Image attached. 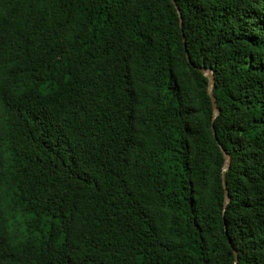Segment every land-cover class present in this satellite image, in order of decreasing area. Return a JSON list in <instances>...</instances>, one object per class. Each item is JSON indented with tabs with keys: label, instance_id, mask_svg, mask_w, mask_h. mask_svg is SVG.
<instances>
[{
	"label": "trees",
	"instance_id": "trees-1",
	"mask_svg": "<svg viewBox=\"0 0 264 264\" xmlns=\"http://www.w3.org/2000/svg\"><path fill=\"white\" fill-rule=\"evenodd\" d=\"M175 1L0 0V264H264V0Z\"/></svg>",
	"mask_w": 264,
	"mask_h": 264
},
{
	"label": "water",
	"instance_id": "water-1",
	"mask_svg": "<svg viewBox=\"0 0 264 264\" xmlns=\"http://www.w3.org/2000/svg\"><path fill=\"white\" fill-rule=\"evenodd\" d=\"M171 1L173 2V4L175 5V7L177 9V12H178L179 17H180V23L182 25V14H181V11H180L178 5L176 4V1L175 0H171ZM186 55H187V58H188V62L191 63V59H190L189 53L187 51H186ZM194 68L199 70L208 79L207 92H208V95H209V97L211 99L212 107H213V120H212L213 134H214V137H215V139L217 141V144L219 145L220 150H221V152L223 154V157H224V165H223V168H222V180H223V188H224V215H225L227 207H228V205H229V203L231 201V198H230V195H229L228 186H227V180H226V172L230 169V166H231V156L225 150V148L221 145L219 140L217 139L216 131H215V128H214V122L216 121V119L218 118V116L220 114V108L218 107L217 100H216V98L214 96L215 77H214L213 72L211 70H207L205 68H198V67H194ZM233 251H234V254H235L234 264H238V260H239L238 252L235 249H233Z\"/></svg>",
	"mask_w": 264,
	"mask_h": 264
}]
</instances>
